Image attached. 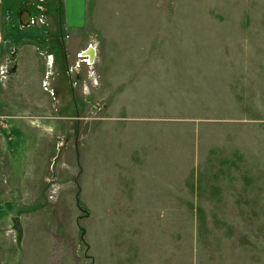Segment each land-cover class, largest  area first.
Here are the masks:
<instances>
[{
    "label": "rangeland",
    "instance_id": "rangeland-1",
    "mask_svg": "<svg viewBox=\"0 0 264 264\" xmlns=\"http://www.w3.org/2000/svg\"><path fill=\"white\" fill-rule=\"evenodd\" d=\"M47 1L7 45L40 108L31 139L0 112L2 240L36 220L0 264H264V0H86L81 30Z\"/></svg>",
    "mask_w": 264,
    "mask_h": 264
},
{
    "label": "crops",
    "instance_id": "crops-1",
    "mask_svg": "<svg viewBox=\"0 0 264 264\" xmlns=\"http://www.w3.org/2000/svg\"><path fill=\"white\" fill-rule=\"evenodd\" d=\"M55 1H56V4L59 6V9L63 8V13L65 15V20H66L65 24L67 25V28H69L70 30L83 29L84 17H85L86 8H87L86 0H55ZM38 2L39 0H0V71H1V67L4 66L5 63H7L8 42L18 43L19 41L24 40V39H20V40L15 39L18 37L17 35H15L16 32L13 31L12 26L16 25L17 27V25L19 26L22 25V22H27L29 15H40L41 13H43L46 16V18L49 17L50 8H52V6L49 5V1L45 0V4L42 5L44 7L45 12L41 11V13L38 10L35 11L36 5L38 4ZM7 20L9 23L7 22ZM35 42L40 44L39 40H35ZM21 59H22V62L25 63L23 56ZM8 79L9 81H7ZM0 84H1V87L3 88V91L0 92V112L2 109H6V110L13 109V111L18 112L17 114H21L22 115L21 117H23L21 119L15 116L16 118L14 119H16L18 122L16 124L11 125V128H14L15 130L21 131V132L22 131L26 133L31 132V131H26L24 128H22L23 125L21 124L22 122L20 121H25L27 128L34 130L35 127L33 125H35V122L33 120L28 119L30 117H27V116L28 115L35 116L33 112L34 111L37 112L39 110L40 103H39L38 96H37V99L34 98L33 93L30 92L29 90L25 91L24 94L22 93L23 82L19 80L18 72L12 75L10 74L8 75L7 72H5V74L3 75L0 74ZM23 95L27 96L26 101L29 99L26 103H24L25 101H24ZM14 119H11L9 116H6V115H1L0 113V120H1L0 122V147L1 149L3 148L4 145L6 146L9 143L11 144L13 142L15 143L16 138L15 139L13 138L14 134L11 133L9 134V136H4L2 133L3 130L6 131L8 129L7 123L9 124L13 123ZM2 121L5 122V124L2 123ZM30 122H32L33 125H31ZM32 134H34L33 131L31 132V134L25 135L24 139H27V138L31 139L32 137L30 135ZM14 143H13V149L11 151L12 153L14 151ZM2 152L3 150H0V155H2ZM14 163L15 162L12 161V165L15 167ZM23 166H24V170H26L29 167H34L35 166L34 159L31 158V162L29 163L27 168L25 164ZM11 173L15 181V178H17L19 174L17 171H12ZM33 174L35 175L34 171H31L30 173L25 172L23 176V180L24 181L25 179L28 180V178L31 176L30 179L32 181H36V175L34 179ZM8 188L10 187L0 182V199H4V196H5L4 193L8 192ZM3 214L4 212L0 208V250H4L3 248H5V250H24L26 246V236H28V230L31 227V224H34L36 222L35 218L33 217L29 218L28 219L29 225L23 228L24 230V234H23L24 240L23 241L24 242H23L22 248H19L16 245L13 246V244H10L8 242L6 244L2 240L3 237H2L1 227L3 226V221H4ZM21 264H22V261H21Z\"/></svg>",
    "mask_w": 264,
    "mask_h": 264
},
{
    "label": "built area",
    "instance_id": "built-area-1",
    "mask_svg": "<svg viewBox=\"0 0 264 264\" xmlns=\"http://www.w3.org/2000/svg\"><path fill=\"white\" fill-rule=\"evenodd\" d=\"M42 3H44V0H40V3H38L36 5V10L40 11V13H41V11H44V7L42 6L43 5ZM45 22H46V16L43 13H41L40 15H29L27 22H22V25H20V28L24 29V28L42 26L45 24ZM90 48H93V47H89L88 49L81 51L78 54V58H79L78 60L79 61L76 62L73 67H70L68 69V72L70 74L80 75L82 64H86L87 66H93L94 65V63L96 61L97 53H95V55L93 53V57H91V55L88 54ZM47 61H48L50 67L53 66V64H54L53 55H50L49 59H47ZM5 72H7V70L4 68V66H2L0 74L3 75V74H5Z\"/></svg>",
    "mask_w": 264,
    "mask_h": 264
},
{
    "label": "bare ground",
    "instance_id": "bare-ground-1",
    "mask_svg": "<svg viewBox=\"0 0 264 264\" xmlns=\"http://www.w3.org/2000/svg\"><path fill=\"white\" fill-rule=\"evenodd\" d=\"M94 52L96 53V50L94 48H91L89 50L88 54L92 56Z\"/></svg>",
    "mask_w": 264,
    "mask_h": 264
},
{
    "label": "water",
    "instance_id": "water-1",
    "mask_svg": "<svg viewBox=\"0 0 264 264\" xmlns=\"http://www.w3.org/2000/svg\"><path fill=\"white\" fill-rule=\"evenodd\" d=\"M90 49H91V48H90ZM94 55H95V52H94ZM91 57H93V55H92Z\"/></svg>",
    "mask_w": 264,
    "mask_h": 264
}]
</instances>
